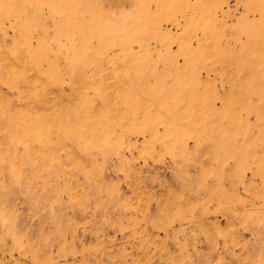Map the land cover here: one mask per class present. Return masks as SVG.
Instances as JSON below:
<instances>
[{"label": "rangeland", "instance_id": "374dc122", "mask_svg": "<svg viewBox=\"0 0 264 264\" xmlns=\"http://www.w3.org/2000/svg\"><path fill=\"white\" fill-rule=\"evenodd\" d=\"M0 264H264V0H0Z\"/></svg>", "mask_w": 264, "mask_h": 264}]
</instances>
